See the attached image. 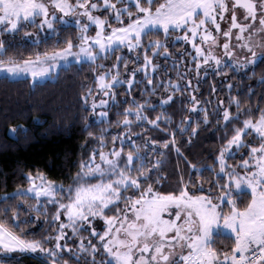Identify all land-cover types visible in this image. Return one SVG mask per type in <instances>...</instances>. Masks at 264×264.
Wrapping results in <instances>:
<instances>
[{
	"label": "trees",
	"instance_id": "obj_1",
	"mask_svg": "<svg viewBox=\"0 0 264 264\" xmlns=\"http://www.w3.org/2000/svg\"><path fill=\"white\" fill-rule=\"evenodd\" d=\"M111 1L118 10L127 6L115 22L106 11L96 13L111 27H125L139 17L134 6ZM165 1L153 0L151 8ZM29 31L22 23L13 32H0V62L31 61L80 41L79 31L71 26L56 24L52 33L43 35L34 27ZM184 32L150 31L133 50L116 48L93 62L71 64L44 82L0 77V227L19 241L50 247L58 228L55 216L64 221L59 205L67 203L71 190L99 183V178L83 179L82 174L100 153L120 151L121 167L134 157L132 168L125 170L138 186L123 191L121 201L104 212L106 218L123 213L147 191L173 197L186 191L214 201L226 194L217 160L246 123L264 117V60L245 71L226 66L199 73L190 45L180 40ZM104 75L118 85L114 102L104 110L106 120L96 121L87 98L96 93ZM242 142L227 159L230 167L248 160L262 143L250 131ZM37 175L64 188L57 194L58 203L16 194ZM230 199L243 211L250 195L231 193ZM223 210L228 211L225 206ZM98 240L91 239L97 249L93 261L71 252L62 251L58 261L24 252L4 257L0 264H113ZM66 244L75 250L72 239ZM234 247V240L222 234H214L208 244L218 259L229 257Z\"/></svg>",
	"mask_w": 264,
	"mask_h": 264
},
{
	"label": "rangeland",
	"instance_id": "obj_2",
	"mask_svg": "<svg viewBox=\"0 0 264 264\" xmlns=\"http://www.w3.org/2000/svg\"><path fill=\"white\" fill-rule=\"evenodd\" d=\"M116 1L134 6L139 17L125 27L113 28L96 14L106 11L114 22L119 21L120 11H125L127 6L118 10L111 0H0V32H13L23 23L28 34L34 27L36 33L43 35L45 31L52 33L57 24L76 28L80 38L76 47L51 55L22 63L0 62V77L29 78L32 82L52 80L59 69L71 64L93 62L116 48L133 50L150 31L184 30L180 40L190 45L199 73L226 66L245 71L264 60L262 55L239 64L241 58H248L255 49L254 42L259 36L255 25L233 33L235 55L230 60L223 57L221 35L230 23L231 0H166L154 9L151 8L153 0ZM117 85L118 80H107L104 75L98 79L96 93L88 96L87 105L96 121L106 120L104 110L114 102L113 89ZM195 99L191 95V100ZM193 110L201 111L197 106ZM224 120H228L227 114ZM247 131L262 143L258 149L251 150L248 160L237 168L230 167L227 159L242 147V136ZM119 159L120 151L100 153L92 159L82 178L97 177L100 181L94 186L81 185L71 190L67 203L59 205L60 210H65L64 221L61 215L55 216L58 228L50 247L19 241L0 227V260L31 250L53 261L59 260L62 251L71 252L77 258L80 254L88 255L93 261L97 249L91 239L99 236L102 252L114 264H191L198 256L212 258L206 245L214 234L228 233L235 239L253 242L264 233V117L256 124L246 123L244 130L220 154L217 162L227 186L226 194L216 201L205 196L194 197L186 191L178 197L147 191L132 199L123 213L106 218L104 212L121 201L123 191L128 187L138 188L125 170L132 168L135 158L128 157L124 167L120 166ZM63 190L61 185L37 175L30 177L28 187L16 194L38 202L58 203L57 194ZM231 193L250 195L245 210L236 209ZM223 206L228 211L224 212ZM71 239L76 243L75 250L66 244Z\"/></svg>",
	"mask_w": 264,
	"mask_h": 264
},
{
	"label": "flooded vegetation",
	"instance_id": "obj_3",
	"mask_svg": "<svg viewBox=\"0 0 264 264\" xmlns=\"http://www.w3.org/2000/svg\"><path fill=\"white\" fill-rule=\"evenodd\" d=\"M233 13L236 14L237 24H241L243 27L230 30L232 26L230 17L228 30L223 32L221 35L224 39L220 45L223 57L227 58V60H230L235 55V51L232 48L233 33L245 31L247 28L253 25L257 26L259 30V36L254 42L255 49L251 51L248 58H241L239 60V64H244L247 60L264 55V0H242L236 3L233 0L232 14Z\"/></svg>",
	"mask_w": 264,
	"mask_h": 264
},
{
	"label": "built area",
	"instance_id": "obj_4",
	"mask_svg": "<svg viewBox=\"0 0 264 264\" xmlns=\"http://www.w3.org/2000/svg\"><path fill=\"white\" fill-rule=\"evenodd\" d=\"M27 253L34 255L31 250ZM211 264H264V239L260 245H250L245 253H233L229 259H217Z\"/></svg>",
	"mask_w": 264,
	"mask_h": 264
},
{
	"label": "crops",
	"instance_id": "obj_5",
	"mask_svg": "<svg viewBox=\"0 0 264 264\" xmlns=\"http://www.w3.org/2000/svg\"><path fill=\"white\" fill-rule=\"evenodd\" d=\"M222 235L229 236L234 240V243H235V247H234V251H233L234 253H245L250 245H260L262 240L264 239V233L261 234L260 236H256L255 239L253 240V242H251L249 240L243 241V240L235 239L233 236H231L228 233H223ZM209 242H210V240L208 241V243L206 245L207 249H209L208 248ZM215 259H216L215 255L212 253V258L209 259L208 257H205V256L204 257L198 256V258L196 260L191 261V264H211Z\"/></svg>",
	"mask_w": 264,
	"mask_h": 264
},
{
	"label": "water",
	"instance_id": "obj_6",
	"mask_svg": "<svg viewBox=\"0 0 264 264\" xmlns=\"http://www.w3.org/2000/svg\"><path fill=\"white\" fill-rule=\"evenodd\" d=\"M233 1V0H232ZM240 1H242V0H234V2L236 3V2H240ZM231 28H230V30H234V29H239V28H242L243 27V25H238L237 24V20H236V14L235 13H233L232 14V16H231ZM164 261V260H163Z\"/></svg>",
	"mask_w": 264,
	"mask_h": 264
}]
</instances>
